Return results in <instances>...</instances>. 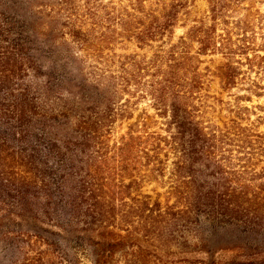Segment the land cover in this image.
Here are the masks:
<instances>
[{"label": "trees", "instance_id": "1", "mask_svg": "<svg viewBox=\"0 0 264 264\" xmlns=\"http://www.w3.org/2000/svg\"><path fill=\"white\" fill-rule=\"evenodd\" d=\"M190 1L0 0V264H264V0Z\"/></svg>", "mask_w": 264, "mask_h": 264}, {"label": "rangeland", "instance_id": "2", "mask_svg": "<svg viewBox=\"0 0 264 264\" xmlns=\"http://www.w3.org/2000/svg\"><path fill=\"white\" fill-rule=\"evenodd\" d=\"M255 6H259L255 4ZM262 10H264V5L259 6ZM207 9L206 0H192L189 3L188 10L180 16V25L176 28V35H179L183 32L184 27L182 26L185 23H188L192 19L200 18L205 15ZM114 51L117 53H138L139 55L142 53H147L148 49L143 48L139 49L133 42L123 41L121 44H116L114 46ZM150 53V50L147 54ZM203 60L200 64V68L205 73V86L203 93L206 95V104H210L212 107L207 109V113L205 114L206 119L215 120L217 123L221 124V122L225 119V109L221 101H217L214 97H220L222 100H226L227 97L224 92L221 90V71H222V59L219 55H204L201 57ZM214 96V97H212ZM253 102H256L254 100ZM144 119L146 122H150V125H154L155 116L154 111L149 108L147 102L144 99H140L136 101L135 110L133 114V118L129 120L127 123H132L137 120ZM154 123V124H153ZM128 125V124H125ZM156 188L159 191L162 189L158 188L155 184H145L144 189L146 191H151L152 188ZM89 264V263H85Z\"/></svg>", "mask_w": 264, "mask_h": 264}]
</instances>
